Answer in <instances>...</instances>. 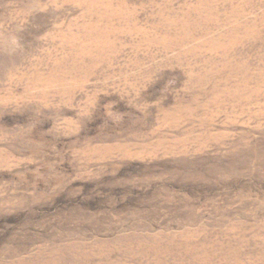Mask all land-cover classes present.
Instances as JSON below:
<instances>
[{"label": "rangeland", "instance_id": "1", "mask_svg": "<svg viewBox=\"0 0 264 264\" xmlns=\"http://www.w3.org/2000/svg\"><path fill=\"white\" fill-rule=\"evenodd\" d=\"M0 264H264V0H0Z\"/></svg>", "mask_w": 264, "mask_h": 264}]
</instances>
